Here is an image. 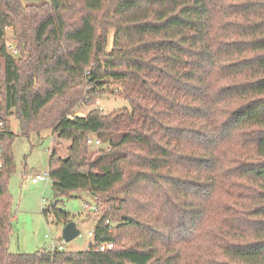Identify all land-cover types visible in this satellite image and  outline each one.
Returning a JSON list of instances; mask_svg holds the SVG:
<instances>
[{"label":"trees","instance_id":"16d2710c","mask_svg":"<svg viewBox=\"0 0 264 264\" xmlns=\"http://www.w3.org/2000/svg\"><path fill=\"white\" fill-rule=\"evenodd\" d=\"M12 115L70 141L48 174L98 204L86 250H8ZM0 122V264H264V0H0Z\"/></svg>","mask_w":264,"mask_h":264},{"label":"rangeland","instance_id":"374dc122","mask_svg":"<svg viewBox=\"0 0 264 264\" xmlns=\"http://www.w3.org/2000/svg\"><path fill=\"white\" fill-rule=\"evenodd\" d=\"M23 4H41L46 0H21ZM6 45L10 44L16 48V43L11 37L10 29L5 30ZM113 30L108 34L107 49L112 45ZM19 53L15 56H17ZM118 89L106 90L97 98L96 106L105 113L119 109H129L128 103L120 97ZM87 111L81 108L77 114L81 115ZM0 122V129L3 124ZM9 125L12 132L16 134L12 142L14 171L10 174L7 187L12 197L10 235L8 250L12 253H31L36 250L46 249L54 242L61 243L67 251H84L92 243V237L88 232L94 228L96 218L94 214L88 215L83 211L82 202H93V198L87 192L74 191L70 196L54 194L51 180H43L37 183L31 182V177L37 173L42 174L49 170V155L53 148L61 157L66 156V149L70 144L67 139L53 141V133L50 129L30 133L28 137L19 134L15 117L9 116ZM89 150L95 151L93 146ZM55 202L56 207L69 214L79 229V235L65 242L61 238V230L64 223L54 222L52 213H43L46 207ZM50 204V205H49ZM112 222V221H110ZM114 224V222H112Z\"/></svg>","mask_w":264,"mask_h":264},{"label":"built area","instance_id":"2783aa9c","mask_svg":"<svg viewBox=\"0 0 264 264\" xmlns=\"http://www.w3.org/2000/svg\"><path fill=\"white\" fill-rule=\"evenodd\" d=\"M6 48H7L8 52L10 54H12L13 56H15L17 54L16 48L13 47L12 45L7 44L6 45ZM87 144L88 145H91V146H95V147L102 146V143H101V141L98 138L91 137V136L87 138ZM0 166H1V163H0ZM48 179H49L48 172H44L42 174L37 173L36 175H34V176L31 177V182L37 183V182H40V181H43V180H48ZM50 204L52 206V205L55 204V202H51ZM51 206H49V207H51ZM82 209H83V211H88L91 214H95V213L98 212V204L95 203V202H92L91 203L89 201H85L84 200L82 202ZM105 222L108 225V228L109 229H111L112 226L114 225L108 219ZM93 233H94V228H92L88 232V235L93 238ZM112 245H113L112 242H108V241L98 242L97 244H95V249L98 252H102V251L111 249L112 248ZM47 249H49L51 251L62 250L63 249V245L61 243H58L57 245H55L54 242H52L51 245L49 247H47Z\"/></svg>","mask_w":264,"mask_h":264},{"label":"water","instance_id":"95a60500","mask_svg":"<svg viewBox=\"0 0 264 264\" xmlns=\"http://www.w3.org/2000/svg\"><path fill=\"white\" fill-rule=\"evenodd\" d=\"M67 157L63 158L64 161H66ZM77 235H79V229L77 228V225L74 221H69L63 225V228L61 230V238L68 242L75 238Z\"/></svg>","mask_w":264,"mask_h":264},{"label":"crops","instance_id":"0c3cea01","mask_svg":"<svg viewBox=\"0 0 264 264\" xmlns=\"http://www.w3.org/2000/svg\"><path fill=\"white\" fill-rule=\"evenodd\" d=\"M81 115H83V113H81Z\"/></svg>","mask_w":264,"mask_h":264}]
</instances>
